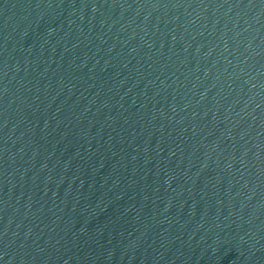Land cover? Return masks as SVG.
<instances>
[{
  "label": "water",
  "instance_id": "water-1",
  "mask_svg": "<svg viewBox=\"0 0 264 264\" xmlns=\"http://www.w3.org/2000/svg\"><path fill=\"white\" fill-rule=\"evenodd\" d=\"M0 264H264V0H0Z\"/></svg>",
  "mask_w": 264,
  "mask_h": 264
}]
</instances>
